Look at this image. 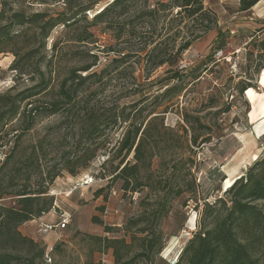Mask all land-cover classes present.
<instances>
[{
    "label": "rangeland",
    "instance_id": "obj_1",
    "mask_svg": "<svg viewBox=\"0 0 264 264\" xmlns=\"http://www.w3.org/2000/svg\"><path fill=\"white\" fill-rule=\"evenodd\" d=\"M76 1V4L92 3L93 10L85 13L86 21L69 27L58 26L46 40H41L38 30L32 28L19 34L14 42L2 46L4 53L0 54V97L14 96L38 86L41 78L35 70L40 68L48 89L31 102L48 104L58 95L62 82L71 71L95 63L91 73H98L116 58L115 52L120 48L110 36L101 34L99 28H90L86 23L109 0ZM0 2V20L15 12L25 16L43 14L47 18L70 14L65 4L48 0ZM146 2L149 5L153 3L151 0H140L138 8H142V4ZM204 6L216 15L217 28L183 52L181 61L188 64L185 70L187 74L172 83L177 86L176 92L163 98H159L160 92L156 93L155 99L152 98L137 108H146L141 113L144 116L153 107L160 106L156 112L163 118L167 129L163 134L166 143H160L163 162L157 158L153 160L149 187L138 193L125 195L120 190L119 182L109 185L108 180L118 160L113 151H101L100 144L116 143L122 137V130L112 128L111 125L105 132L106 136L94 137L88 142L79 138L77 129L86 123L84 117L90 112L105 113L107 117L113 110L119 112L122 106L137 100L136 95L130 94L133 78L137 80V85L142 86L148 76L150 80L164 78L168 70L166 66L148 74L147 67L143 66L134 65V69L127 66L125 71H114L110 65L100 82L80 94L82 102L76 111L83 117H80V123L78 121L74 125L77 128L71 126L72 116L60 113L40 119L33 130L22 138L19 150L20 158L24 161L31 148L47 138L46 157L41 161L43 168L61 166L59 153L62 147L59 145L70 148L73 155L78 157L74 161L77 166L76 174L73 176L61 171L47 188L48 196L54 199V209L39 220L27 222L18 229L22 236L45 249L48 256L40 264H114L111 250L102 249L96 238L125 237L128 241V235H124L121 229L127 220L137 218L142 213L145 209L142 202H151L166 192L161 190L166 186L159 183L174 173L176 182H171L172 186L183 188L192 175L198 186L199 210H194L196 204L193 201L187 203V207L183 206L187 197L185 194L170 203V212L160 226L166 244L156 264H171L176 261L177 255L192 234L198 230L203 204L201 199L208 197L207 202H212L215 196H223L222 184L220 190L216 191L217 180L221 177L219 174L226 178L231 167L240 163L239 168L244 175L255 159L264 152V118L257 127L248 123L264 116V86L259 80L264 66V50L261 51L264 49V16L255 19L248 12H239L238 0H204ZM1 25L4 22L0 21ZM160 27L161 25L158 26ZM19 32V28H14L12 34L18 35ZM85 32L90 34L87 36L89 41L78 42L80 37L87 35ZM218 32L225 39L223 55L230 60H217L213 56L206 69L199 68L205 71L193 81L188 76L189 71L198 68L201 62L204 63L214 50L212 41ZM30 51L35 54L34 58L25 67V73L19 74L13 70V64ZM176 71L181 72L178 68ZM118 72L122 73L118 75ZM78 74L83 77L87 73ZM247 87L250 88L245 94L242 93ZM248 102L252 105L251 112ZM15 126L14 122L7 130ZM194 138L195 146L192 144ZM205 140L208 143H203ZM7 141H11V136L0 137V160H3L9 150L10 143ZM244 142L248 143L247 146L243 145ZM89 152L94 153L93 158L82 169L80 166ZM40 181L38 175H33L30 183L36 186ZM99 190L101 195L97 196ZM12 202L13 199L8 197L0 200L3 205H10ZM65 216L68 225L60 229L58 226ZM94 218L113 231L106 234L104 226L94 223Z\"/></svg>",
    "mask_w": 264,
    "mask_h": 264
},
{
    "label": "trees",
    "instance_id": "obj_2",
    "mask_svg": "<svg viewBox=\"0 0 264 264\" xmlns=\"http://www.w3.org/2000/svg\"><path fill=\"white\" fill-rule=\"evenodd\" d=\"M48 1L65 4L70 14L47 18L43 14L25 16L15 12L7 18H2L0 21L4 22V25L0 26V54L4 53V44L14 42L16 37L26 30L36 29L41 40H46L58 26L69 27L86 21L85 13L94 8L92 3L76 4V0ZM238 1L239 12H246L261 0ZM151 2L153 3L150 5L148 2L143 3V7L138 8L140 0H109L86 22L90 28H99L101 34L109 35L120 48L115 52L116 58L110 61L111 70L125 71V67L133 68L137 65L147 67L150 74L161 67H168L164 78L150 80L148 76L142 86L137 85V80L133 78L130 94L136 95L137 100L122 106L119 112L113 110L107 117L105 113L90 112L84 117L86 123L77 129L79 138L88 142L94 137L106 136L105 132L111 125L112 128L123 131L119 141L114 144L103 142L100 144V150L113 151L118 162L108 180L109 185L119 182L120 190L125 195L138 193L151 185L153 160L157 158L163 162L160 143H166L163 134L167 129L163 118L156 112L160 106L153 107L144 116L141 113L145 112L146 108H137L142 103L155 99L156 93L160 92L159 98H163L176 92L177 86L172 83L187 74L185 70L176 71L183 52L217 28V17L204 6V0ZM14 28H19L18 35L12 34ZM85 33L87 35L80 37L78 42L89 41L87 36L90 34ZM221 35V32H218L213 38L214 50L206 57L205 62L189 71L188 76L193 81L205 71L199 68L206 69L216 51L224 48L225 39ZM34 55L33 51L24 54L14 62L13 70L24 74L25 67ZM95 65L93 63L71 71L62 82L58 95L48 104L31 102L48 89L40 68L35 70L41 78L38 86L14 96L0 97V137L11 136V141H7L10 143L9 150L3 160H0V200L6 197L13 199L10 205L0 204V264H40L46 259L45 249L22 236L18 229L54 209V199L48 196L47 188L61 171L74 176L77 169L74 161L78 157L73 155L70 148L59 145L62 147L59 153L61 166L43 168L41 161L46 157L47 138H43L44 140L31 148L26 161L20 158V144L22 138L33 130L40 119L60 113L72 116L71 126L77 128L74 125L78 121L80 123V117H83L76 111L82 102L80 94L100 82L109 68L108 66L98 73H91ZM263 68L264 66L261 69ZM78 73L87 74L82 77ZM121 73L118 72V75ZM249 88H244L241 92L245 93ZM14 122L15 128L7 130ZM203 143H208V140ZM192 144L196 145L195 138L192 139ZM89 153L80 166L82 169H85L93 158L94 153ZM33 175L40 177L39 185H31ZM174 175L170 174L159 183H163V187L166 186L161 189L162 192L166 191L162 196L158 195L151 202H142L145 207L142 213L124 224L121 231L128 235V241L125 237L96 238L102 249L111 250L114 264H156L166 244L160 226L170 212V203L187 194L183 206L187 207V203L193 201L196 204L194 210H199L198 186L192 175L183 188L172 186L171 182H176ZM219 175L221 177L217 180V192L220 190V184L226 179L223 174ZM96 195H101L100 190ZM207 199L208 197L201 199L203 204L198 230L181 249L174 264H264V152L255 159L244 175L238 176L223 191V196H215L212 202H207ZM93 222L104 226L96 218ZM112 231L104 226L106 234Z\"/></svg>",
    "mask_w": 264,
    "mask_h": 264
},
{
    "label": "crops",
    "instance_id": "obj_3",
    "mask_svg": "<svg viewBox=\"0 0 264 264\" xmlns=\"http://www.w3.org/2000/svg\"><path fill=\"white\" fill-rule=\"evenodd\" d=\"M248 12L250 15H253L255 17V19H260L261 17L264 16V0H261L260 2H258L253 8H251ZM263 70L262 73L260 71V75L261 77H259L260 79V84H262V86H264V68L261 69ZM246 92V91H245ZM256 92V91H255ZM245 94V93H244ZM249 103V102H248ZM250 105V112L252 111V105L249 103ZM261 106V105H260ZM249 117V116H248ZM250 118V117H249ZM264 118V116H259L257 119H255L254 121L251 120L248 123L250 125H253L254 127H257L259 125V123L261 122L260 120ZM252 134V133H251ZM253 136V134H252ZM262 136H264V134H262ZM39 220V219H38Z\"/></svg>",
    "mask_w": 264,
    "mask_h": 264
},
{
    "label": "bare ground",
    "instance_id": "obj_4",
    "mask_svg": "<svg viewBox=\"0 0 264 264\" xmlns=\"http://www.w3.org/2000/svg\"><path fill=\"white\" fill-rule=\"evenodd\" d=\"M252 141V140H251ZM248 143L244 142L243 145L247 146ZM247 149V147L245 148ZM244 158V157H242ZM238 160V159H237ZM251 160V159H250ZM245 162V161H244ZM250 164V163H249ZM240 163H236V165L232 166L230 171L227 174L226 179L221 183L223 191L227 189L233 181L238 177L242 175V171L239 168ZM243 168V167H242ZM168 254V253H167Z\"/></svg>",
    "mask_w": 264,
    "mask_h": 264
},
{
    "label": "built area",
    "instance_id": "obj_5",
    "mask_svg": "<svg viewBox=\"0 0 264 264\" xmlns=\"http://www.w3.org/2000/svg\"><path fill=\"white\" fill-rule=\"evenodd\" d=\"M214 57H215L217 60H219V59H221V60H223V61H229V60H230L229 57H224V55H223V51H222V50H218V51H216ZM177 68H178L179 71H184V70H186V69L188 68V64H187V62H185V61H180L179 64H178V67H177ZM66 225H68V219H67V217L65 216V217L62 218L61 223L59 224L58 227H59L60 229H63V228L66 227ZM47 229H48V228H47ZM46 257H47V255H46ZM174 262H175V260H174L171 264H174Z\"/></svg>",
    "mask_w": 264,
    "mask_h": 264
}]
</instances>
